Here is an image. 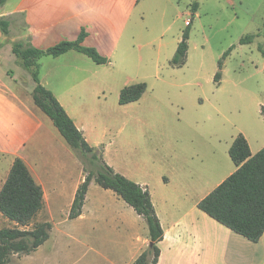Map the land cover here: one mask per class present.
<instances>
[{"label": "rangeland", "instance_id": "374dc122", "mask_svg": "<svg viewBox=\"0 0 264 264\" xmlns=\"http://www.w3.org/2000/svg\"><path fill=\"white\" fill-rule=\"evenodd\" d=\"M187 20L191 21L189 28ZM84 28L77 24L75 33ZM187 31V63L182 68L173 67L171 62ZM91 35L94 39L98 31H91ZM247 36H253V42L241 44ZM67 38L62 36L57 44L53 41L38 48L46 51ZM23 43L33 47L29 38ZM260 48L264 49V0H139L127 20L113 65L98 66L88 58L44 56L38 67L42 85L45 87L43 81L48 82V89L54 90L57 99L65 97L95 114L96 122L103 127L93 139L101 144L95 149L106 163L103 151L107 152V164L118 173L137 184H164L181 176L183 168L198 172L216 161L221 173L213 177L208 189L228 174V166L233 167L229 150L234 139L242 132L264 133V55ZM220 61L224 66L222 80L217 83ZM97 70L111 74L101 82L92 77ZM84 76L91 78L72 89L76 79L82 81ZM139 83L147 85L141 100L120 105L122 90ZM13 89L31 116L41 115L49 121L71 155L57 158L51 149L44 148L38 135L19 124L12 135L0 141L4 150L0 152V181L5 174L7 178L16 159L26 157L39 167L48 166L56 187L64 188L68 186L64 182L72 179L80 180L79 189L89 174L80 151L66 144L50 118L35 105L25 82L14 81ZM84 158L95 173L90 156ZM61 162L67 164V174L60 171ZM212 176L207 177L208 182ZM1 186L0 182V189ZM90 188L89 199L110 201L117 197L95 182ZM62 201L54 207L52 220L47 206L29 227L32 230L54 220V237L41 251L38 264H107L108 256L111 262L121 261L112 253L87 252L65 235L68 228L59 222L60 212H66L69 202L65 193ZM120 201L127 217L138 222L136 212ZM139 221L148 231L146 222L142 218ZM13 228L15 225L0 213V230ZM106 248L111 249V245L105 247L108 252ZM23 256H13L9 264H37L23 261Z\"/></svg>", "mask_w": 264, "mask_h": 264}, {"label": "crops", "instance_id": "0c3cea01", "mask_svg": "<svg viewBox=\"0 0 264 264\" xmlns=\"http://www.w3.org/2000/svg\"><path fill=\"white\" fill-rule=\"evenodd\" d=\"M137 1L139 0H7L5 5L0 6V19L9 22L8 34L0 27V141H4L12 135L16 126L25 124L27 130L38 135L43 141L44 148L51 149L57 158L70 157L69 149L49 121L41 115L31 116L28 109L14 95V81L25 82L26 89L32 94V97L36 87L31 72L24 68L21 60L15 54L14 45L18 42L23 43L29 38L35 49L42 50L38 48L40 45L56 42L62 36H68L67 41L69 42H77L81 34L85 32L87 37L83 46L85 43L95 45L94 47L99 50L102 56L110 59L107 64L113 65L124 36L127 20L131 17ZM77 24L85 27L79 33H75ZM91 31H98V35L94 39H92ZM62 57L90 59L75 50L57 58ZM110 74L107 71L97 70L92 77L104 82ZM90 78L91 76H84L82 81L76 79L72 89L78 87L80 83L88 82ZM43 84L45 88L47 87L46 89L49 88L48 82L43 81ZM52 91L55 96L56 93L54 90ZM57 100L89 145L93 148L101 145L94 141L96 140L95 135L103 129L102 124L96 122L95 114L87 113L86 108L82 105L75 106L74 101L67 100L65 97L64 100L60 98ZM240 134H243L248 140L253 155L264 148L263 132L257 131L256 134L250 135L245 132ZM0 152H4V150L0 148ZM103 154L109 163L107 152L103 151ZM25 158L19 159L26 164L35 181L43 188L51 220L54 207L63 203L64 193L69 197L66 212L63 214L60 212L59 222L66 224L68 232L70 231L69 233L65 232V235H69L73 241L83 246L85 251L98 255L112 253L114 258L121 259L119 262L116 260L111 262L108 256L107 264H134L143 253L150 249L149 228L147 231L145 225L140 223L139 220L142 217L137 213L138 222L127 217L126 207L117 195L110 201L89 199L91 190L89 188L82 215L71 220L69 216L80 180L70 179L64 182L68 186L56 187L51 177L53 173L48 166L39 167ZM237 169L235 164L233 167L228 166V174L208 189L206 187L211 185L213 177L221 173V167L216 161L207 169L198 170V172L183 168L182 175L175 176V181L168 180L164 184L155 185L150 181L138 183L149 189L164 230V238L159 243L161 254L157 264H264V236L258 243L251 242L199 209V203ZM60 171L67 174V164L61 162ZM212 174V180L208 182L207 177ZM6 175L0 181L1 189ZM62 190H64L63 193ZM142 220L144 219L142 218ZM69 226L71 227L69 228ZM53 237L54 234L50 232L49 240L37 251L30 255H24L22 260L38 264L37 259L41 251L50 244ZM111 238L117 240L113 241ZM110 245L111 249L106 248L108 250L106 252L105 247H110ZM50 263L52 264L51 261Z\"/></svg>", "mask_w": 264, "mask_h": 264}, {"label": "trees", "instance_id": "16d2710c", "mask_svg": "<svg viewBox=\"0 0 264 264\" xmlns=\"http://www.w3.org/2000/svg\"><path fill=\"white\" fill-rule=\"evenodd\" d=\"M6 2L7 0H0V6ZM0 27L6 34L9 33V22L0 19ZM86 37V33L83 32L77 42L63 41L46 51L27 47L24 43L18 42L14 45V51L24 68L31 72L36 83L33 92L36 106L53 121L69 147L80 151L89 171L76 193L69 218L74 220L82 215L92 182L105 190H111L133 208L146 221L149 228L151 247L134 264H157L161 254L159 243L164 238V230L149 189L129 180L109 166L100 153L89 145L54 94L41 83L38 62L44 56L57 58L75 50L88 56L98 65L109 62L96 48L83 46ZM189 38L190 33L187 31L171 62L173 67L182 68L186 65ZM253 40V36H247L241 39V44H250ZM260 51L264 55V49L260 48ZM223 66V62L220 61L219 71L215 76L217 83L222 80ZM146 91L145 83L127 86L121 92L119 103L124 106L138 102ZM262 115L264 116V106ZM229 155L237 166V171L203 199L199 203V209L231 231L258 243L264 236V148L253 155L248 140L243 134H239ZM84 156H90L95 173L89 170ZM46 207L43 188L35 181L26 164L21 159H16L0 191V213L15 224L13 229L0 230V264H9L15 255H30L49 240L53 229L51 222L29 229Z\"/></svg>", "mask_w": 264, "mask_h": 264}, {"label": "built area", "instance_id": "2783aa9c", "mask_svg": "<svg viewBox=\"0 0 264 264\" xmlns=\"http://www.w3.org/2000/svg\"><path fill=\"white\" fill-rule=\"evenodd\" d=\"M191 25V21L190 20H187L186 21V26H190Z\"/></svg>", "mask_w": 264, "mask_h": 264}]
</instances>
